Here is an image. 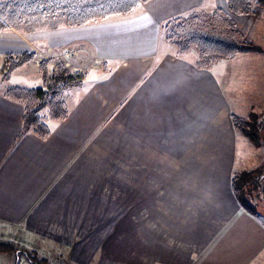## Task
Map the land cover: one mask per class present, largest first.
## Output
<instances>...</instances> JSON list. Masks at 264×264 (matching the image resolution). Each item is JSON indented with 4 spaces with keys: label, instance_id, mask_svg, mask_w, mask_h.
I'll list each match as a JSON object with an SVG mask.
<instances>
[{
    "label": "crops",
    "instance_id": "0c3cea01",
    "mask_svg": "<svg viewBox=\"0 0 264 264\" xmlns=\"http://www.w3.org/2000/svg\"><path fill=\"white\" fill-rule=\"evenodd\" d=\"M227 2L149 0L129 18L27 35L0 31L4 57L29 51L61 55L86 45L109 67L73 89L74 100L64 96L69 117L49 119V136L29 132L19 138L25 107L6 91L27 88L24 83L36 70L24 65L3 81L6 61L0 59L3 239L22 238L28 245L23 250L40 255L58 247L70 264H264V213L256 206L257 215L245 210L232 188L236 173L256 170L262 161L238 163L240 144L255 152L264 144L249 145L232 115L263 113L264 123V6L235 19L263 50L209 66L194 49L184 52L169 42L164 30L169 21L194 11H226ZM118 96L133 115H141L140 122L130 116L140 134L135 144L127 143L128 156L140 157L142 165L140 198L127 200H140L141 210L127 209L123 238L118 229L105 227L111 216L102 212V181L96 178L101 166L74 157L85 138L82 127L95 122L87 118L88 109L116 107Z\"/></svg>",
    "mask_w": 264,
    "mask_h": 264
},
{
    "label": "trees",
    "instance_id": "16d2710c",
    "mask_svg": "<svg viewBox=\"0 0 264 264\" xmlns=\"http://www.w3.org/2000/svg\"><path fill=\"white\" fill-rule=\"evenodd\" d=\"M149 0H0V31L16 30L27 35L40 30L62 27H80L109 20L117 15H131ZM256 3L264 6V0H228V9L237 14L252 12ZM166 38L182 51L194 49L201 64L209 66L219 60H233L239 54L259 52L261 47L247 41L236 22L225 11L213 13H192L176 18L165 25ZM36 52L7 55L3 81H9L13 73L25 64L35 60ZM50 59L40 65L45 81L43 88L9 87L7 96L23 102L25 112L19 138L34 132L41 138L50 134L49 119L61 121L68 117L69 107L63 99L67 90L84 85L86 74H73L60 59L55 65L52 77L48 70ZM48 111L47 115L44 114ZM260 114L251 112L247 118L232 115L235 128L253 145L260 146ZM253 171H241L232 178V188L239 204L248 212L257 215V209L249 198L253 183ZM33 252V251H31ZM32 264H44L32 259ZM35 253V252H34Z\"/></svg>",
    "mask_w": 264,
    "mask_h": 264
},
{
    "label": "rangeland",
    "instance_id": "374dc122",
    "mask_svg": "<svg viewBox=\"0 0 264 264\" xmlns=\"http://www.w3.org/2000/svg\"><path fill=\"white\" fill-rule=\"evenodd\" d=\"M255 5L261 6L254 3L252 6V12L248 13V15L254 13ZM225 9L227 13L230 15V17L231 16L233 17L234 15L235 18L231 17L234 21L235 19H238L237 17L239 15H247V14L233 13L228 9V6H226ZM219 10H221V8H219L217 11ZM137 12L138 11H136V13ZM193 13H197V12L194 11ZM198 13H204V12H201L200 10L198 11ZM129 17L130 16L128 15H117L111 17L110 20L129 18ZM237 27L239 28L238 25ZM239 30L241 31V28H239ZM244 38L247 41L253 43V40L251 39L252 37L248 39L244 36ZM50 49L53 50L52 47H49L48 53L50 52ZM179 49L181 50V48ZM262 50L263 49L261 48V51ZM29 52H34V51H29ZM67 54H70L71 56L69 60L71 65L69 67L65 65V67H67L70 70V73L86 74V79L92 76L94 72H101L104 69H109L108 66L105 67V65L107 64L105 63L103 57L98 56V54L96 55L94 53L91 54V51L86 45H80V46H76L75 48H69L61 55L54 54L51 56L50 54L44 55L43 53L41 54L37 53V57L35 60H32L31 62L27 63L28 65L25 64V66L27 65L28 69L36 70L31 73L30 77H28L27 83H24L25 86L27 88H43L45 86V81L42 77V73L40 70V65L42 61L46 59H50L51 64L49 65L48 74L50 77H52L55 65L58 63L60 59L66 61L67 59L66 57L68 56ZM7 55L4 57V53L0 54V59L3 61H7ZM37 62H39V64ZM5 69H6V62H5ZM111 69L113 70V68ZM246 83L249 84V78H246ZM73 89H77V88H73ZM73 89L67 90L68 92L65 91L66 94L65 92L63 93V99L67 96L69 97V100L72 99L74 100L75 97H74V92L72 91ZM92 95L93 94L91 93V96ZM122 100L123 99L121 97L119 96L117 97L116 102L121 104L120 105L118 104V106L116 107H108L107 106L108 103H107L100 108L99 107L97 108L92 107V109L87 108L89 111L87 114V118L89 120L95 118V122L90 121V123H87L85 127H82V130L85 132V138L80 140V143L76 147L77 148L76 154L77 153L78 154L74 156L80 158L82 164L90 165L91 163H96L97 165L101 166L100 172L96 173V178L98 174L97 179L102 181L101 190H102L103 202L101 204V207L104 216H106L107 218L111 216V219L104 220V222L106 223L105 227L107 229L110 228L118 229L117 235L121 238L125 237L124 234H125L126 222H127L126 212L127 209H129V206L132 207L131 209H133V211L141 210L140 200L134 201L133 204L130 203L128 204L127 199L130 196H133L135 199L140 198V194H141L140 185L142 182L141 158L140 157L132 158L127 154L128 141L131 142V144L132 143L135 144V142L138 141L137 135L140 134V130H139L140 124L129 123L130 116L133 115L132 110L131 108H127L123 106L125 100L123 101ZM72 103L73 102L71 101L70 104ZM130 110L131 113L129 114L128 111ZM47 113L48 111L44 112L45 115H47ZM69 114H70V109H69ZM262 116L263 113L260 114V117ZM132 118L135 121L137 120V122H140L141 115L134 114ZM263 129H264V123H262L261 121L259 137L261 139L262 144H264ZM94 135H96V137H94ZM134 137L136 139H134ZM246 141L250 145L251 142L248 139ZM252 151L255 152V150L251 148L249 149V146H247V144L246 146L245 145L242 146V144H240L238 157H237L238 163L242 164L244 163V160L245 159L247 160L248 158H252V159L262 158L263 161L264 147L261 151L257 150L258 152H255L256 157H253V155L251 157ZM262 161L259 162L260 166L256 165L257 166L255 168L256 170H253L252 181L254 184L251 186L249 198L251 199L250 201L252 202V204H254L257 207V209H260L261 213H264V175H263L264 164L261 165ZM261 173H263L262 178H261L262 176ZM134 231H136V229H134ZM2 237L3 236L0 235V262L5 260V262L9 264L11 262L12 263L15 262L14 264H19L18 263L19 260L21 258L22 259L25 258L24 264H30L29 262L26 261L28 257L25 254L19 253V251H25L22 249L25 248L24 246H28L23 242L22 238L11 239V237L9 238L6 237L3 239ZM61 251L62 250L56 247L53 250L42 252V255H40L36 250H34L33 252L31 251L28 252L32 257V259H39L41 260V263L44 264H70L68 262V258L66 257L67 254H65V256H60L58 254ZM7 253H11V254H7Z\"/></svg>",
    "mask_w": 264,
    "mask_h": 264
},
{
    "label": "built area",
    "instance_id": "2783aa9c",
    "mask_svg": "<svg viewBox=\"0 0 264 264\" xmlns=\"http://www.w3.org/2000/svg\"><path fill=\"white\" fill-rule=\"evenodd\" d=\"M53 50L52 49H50V52H52ZM76 53V52H75ZM78 53V52H77ZM68 56L66 57L67 59H66V61H65V65L67 66V67H69L70 65H71V63H70V58H71V56H70V54H67ZM38 64H39V62H37Z\"/></svg>",
    "mask_w": 264,
    "mask_h": 264
}]
</instances>
